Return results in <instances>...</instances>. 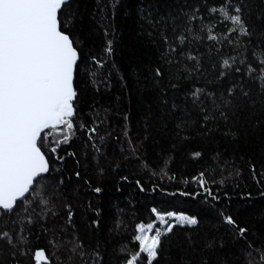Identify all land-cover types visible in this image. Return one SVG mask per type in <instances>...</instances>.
<instances>
[{
    "label": "snow or ice",
    "instance_id": "1",
    "mask_svg": "<svg viewBox=\"0 0 264 264\" xmlns=\"http://www.w3.org/2000/svg\"><path fill=\"white\" fill-rule=\"evenodd\" d=\"M253 189L264 0H0V264H264Z\"/></svg>",
    "mask_w": 264,
    "mask_h": 264
},
{
    "label": "trees",
    "instance_id": "2",
    "mask_svg": "<svg viewBox=\"0 0 264 264\" xmlns=\"http://www.w3.org/2000/svg\"><path fill=\"white\" fill-rule=\"evenodd\" d=\"M130 6L135 9V5L137 0H128ZM134 27V26H133ZM130 31V29H125V32L127 33ZM127 39V37H126ZM102 103H106V100H102ZM116 119H119V117H116ZM193 148L201 147L200 145L194 144L192 146ZM211 151L212 149L205 147L204 148V158L200 159L199 161L196 160H182V162H178L176 165H174V168H179L181 172H184L188 178H190L193 175H196L199 171L207 169L208 172H211L212 167L215 166L213 160L211 159ZM218 171V169H217ZM219 178V177H217ZM179 179V177H178ZM149 190L146 193H141L137 195L133 189H126L123 194H110L112 195V201L111 203H115V197L120 196V207H124L126 201L124 200V196H132L135 197V200L139 202L138 206H142L144 204H148L151 206L153 203L157 204L159 207L163 208H169L171 207L176 200L183 199L178 196L173 195V193L176 191L177 184L176 182H164V190L157 187L155 191L152 190V186L149 185ZM180 188H184L185 186L183 184L179 185ZM189 188H194V184L188 185ZM240 192V189H237L235 193H232V207L233 209H240L243 211L244 208L251 207V204H243L238 197V193ZM253 197L255 201H258L260 203H264V198L259 196V192L256 189H253ZM135 202V201H134ZM140 218L145 220L147 222L148 220V213L146 211H141ZM125 223L127 225V233L125 234V239L128 238V234L132 233L133 231V218L132 213L130 211H127L125 214ZM214 218L211 213H208L205 216V224L204 227H210L213 224ZM109 223H111L109 221ZM42 246V245H41Z\"/></svg>",
    "mask_w": 264,
    "mask_h": 264
}]
</instances>
